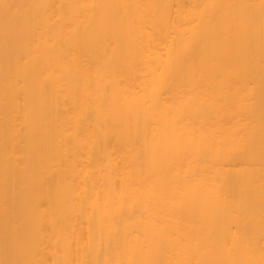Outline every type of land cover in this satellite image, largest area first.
<instances>
[{
  "label": "bare ground",
  "instance_id": "1",
  "mask_svg": "<svg viewBox=\"0 0 264 264\" xmlns=\"http://www.w3.org/2000/svg\"><path fill=\"white\" fill-rule=\"evenodd\" d=\"M0 264H264V0H0Z\"/></svg>",
  "mask_w": 264,
  "mask_h": 264
}]
</instances>
